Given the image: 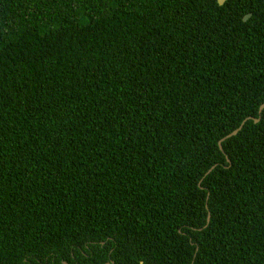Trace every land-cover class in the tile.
<instances>
[{"label":"trees","instance_id":"trees-1","mask_svg":"<svg viewBox=\"0 0 264 264\" xmlns=\"http://www.w3.org/2000/svg\"><path fill=\"white\" fill-rule=\"evenodd\" d=\"M263 102L264 0H0V264H264Z\"/></svg>","mask_w":264,"mask_h":264},{"label":"water","instance_id":"water-1","mask_svg":"<svg viewBox=\"0 0 264 264\" xmlns=\"http://www.w3.org/2000/svg\"><path fill=\"white\" fill-rule=\"evenodd\" d=\"M217 1H218V4H219V5H222V4L225 2V0H217ZM249 16H250V13L246 14V15L243 17V20L245 21ZM263 109H264V102H263L262 104H260V106H259V109H258V116H257V117H251V116H249V117L244 118L236 128H234L231 132H229V133H227L225 136H223V137L218 141V146H219L220 150L223 151L221 142H222L223 140H225V139L231 137V136L236 135V134L241 130V128L243 127V125L245 124V122H246L248 119H252L254 122H258V121L260 120L261 112H262ZM227 161L229 162V159H228V158H227ZM214 167H215V164L212 165V166H211V167L205 172L204 176H206L207 174H209L210 171H211L212 169H214ZM201 180H202V179H201ZM201 180L198 182V185H199V186H200V182H201ZM207 197H208V195H207ZM206 208H207V204H206ZM209 221H210V213H209V211H208V212H207V217H206V223L204 224L203 227H206V226L208 225ZM198 229L200 230V229H202V228H198ZM106 264H111V263L107 262Z\"/></svg>","mask_w":264,"mask_h":264},{"label":"flooded vegetation","instance_id":"flooded-vegetation-1","mask_svg":"<svg viewBox=\"0 0 264 264\" xmlns=\"http://www.w3.org/2000/svg\"><path fill=\"white\" fill-rule=\"evenodd\" d=\"M107 262L113 264V261H111V262L110 261H107ZM107 262H105L104 264H106ZM63 264H68V263L64 261Z\"/></svg>","mask_w":264,"mask_h":264}]
</instances>
